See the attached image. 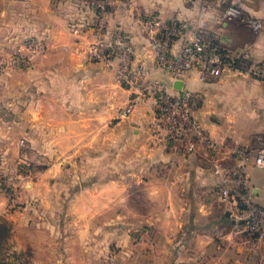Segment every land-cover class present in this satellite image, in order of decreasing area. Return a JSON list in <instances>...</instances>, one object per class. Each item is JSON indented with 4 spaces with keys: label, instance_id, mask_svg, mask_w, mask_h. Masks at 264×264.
Returning a JSON list of instances; mask_svg holds the SVG:
<instances>
[{
    "label": "crops",
    "instance_id": "crops-1",
    "mask_svg": "<svg viewBox=\"0 0 264 264\" xmlns=\"http://www.w3.org/2000/svg\"><path fill=\"white\" fill-rule=\"evenodd\" d=\"M23 1L5 0L0 56L11 33L47 47L27 67L0 73V177L8 182L0 187V264H203L191 252L216 251L220 238L241 254L244 236L211 191L212 163L233 165L236 148L253 145L257 133L264 137V82L246 71L205 82L190 74L186 87L204 92L198 113L216 142L211 153H190L171 144L149 102L120 114L132 94L116 80L115 61L73 49L68 24L92 17L88 3L29 0L25 9ZM126 1L114 3L111 29L132 32L137 55L177 92L181 86L154 69L136 14L188 19L189 2ZM230 26L223 43L258 54L255 41L239 45L244 31ZM246 161L250 187L264 203V169L252 156ZM199 236L202 248L192 242Z\"/></svg>",
    "mask_w": 264,
    "mask_h": 264
},
{
    "label": "built area",
    "instance_id": "built-area-1",
    "mask_svg": "<svg viewBox=\"0 0 264 264\" xmlns=\"http://www.w3.org/2000/svg\"><path fill=\"white\" fill-rule=\"evenodd\" d=\"M213 5L218 11H213L216 8L207 0H198L192 9L200 11L201 17L195 23L177 15L164 18L156 11L136 14L139 32L145 49L152 55L154 69L166 72L172 81L182 82L175 93L164 80L153 75L146 60L137 55V38L133 33L118 31L108 39L98 37L86 48L89 59L115 61L116 80L131 91L132 97L120 114L128 115L135 105L149 102L157 124L164 127L171 144H179L190 153L197 152L198 148L208 153L216 149V142L198 113L204 92L186 87L190 74H194L197 81L205 82L221 78L230 70L246 71L255 78L262 77L264 82V57H253L245 47L231 48L217 41L232 23L245 26L253 33L264 31V0H216ZM98 7L102 18L104 5L98 4ZM203 16L211 17L213 26H209ZM176 40L182 43L174 51L172 45ZM75 46L81 48V41L75 39ZM254 141L249 147L236 148L233 165L213 161L217 179L211 188L215 198L226 206L235 232L242 234L244 242L253 246L264 244V203L256 200L250 187L246 161L252 156L255 166L264 169L263 135L257 133ZM21 163L26 173L28 164ZM6 184L7 179L0 177V187L5 188Z\"/></svg>",
    "mask_w": 264,
    "mask_h": 264
},
{
    "label": "rangeland",
    "instance_id": "rangeland-1",
    "mask_svg": "<svg viewBox=\"0 0 264 264\" xmlns=\"http://www.w3.org/2000/svg\"><path fill=\"white\" fill-rule=\"evenodd\" d=\"M118 1H126V0H82V3H88L90 10H92V17L88 20H76L74 22H70L68 24V30L67 33L71 37V42L73 43V49L77 51L78 53L84 52L85 56L86 54V48L89 42H94L98 39V37L108 39L113 33L118 32V31H124L126 33L132 34V32L116 28L115 30L111 29V24L110 21L113 17L111 14L114 12L113 7L114 3ZM127 0L126 2H128ZM200 2H204V0H199ZM210 2L211 6L216 8L213 4L216 3V0H207ZM133 2V0H132ZM198 0H191V3L189 2V7H190V15L188 17V20L191 22H194L195 19H198L200 16V11L197 12L192 9L194 4H197ZM98 4H103L104 5V15L100 16L99 13V7ZM7 5L5 3V0H0V12L4 10V7ZM31 5L29 3V0H24L23 1V8L27 9L28 6ZM219 8H216L213 11H218ZM3 12V16H4ZM20 16V15H19ZM206 18V20L209 23V26H212L213 20L208 17V16H203ZM202 17V18H203ZM8 20H11V15L8 17ZM210 20V21H209ZM241 28V30L244 31L243 39L242 42L239 43V45L245 44L247 41H255L254 47L257 49L258 54L255 55L256 58H263L264 56V31H260L258 33H253L250 31L248 28L245 26L242 27V25L232 23L229 28ZM245 27V28H244ZM77 30V31H75ZM93 30V31H92ZM91 31L92 33H89ZM225 31L222 33L224 34ZM12 41L7 42L6 40L4 41V46H3V51L4 54L0 56V73H2L7 67H27V62L31 61L33 58H36L39 54L43 53L46 50V45L44 42L37 38H30L27 40L22 41V37L17 35L16 33H11L9 36ZM75 39L81 41L82 47L76 48L75 46ZM7 42V45H6ZM24 52V53H23ZM23 54V55H22ZM88 57V56H87ZM249 77L255 78L253 75L249 74ZM259 81H261L262 77L255 78ZM263 81V80H262ZM261 81V82H262ZM215 197V196H214ZM202 235V234H201ZM223 236V235H222ZM216 241H220V249L216 251H203V250H197L195 249L194 251L191 252L190 256L192 259H196L199 261H202L203 264H248V256L250 254H255L256 255V261L252 262L250 264H254L257 262H260L263 259L264 256V248H259L254 249V247H258L261 245H264L263 243L257 244L255 246L251 244H247L245 249H242L240 252L241 254H238L237 251L235 252L232 249V246H229L226 240L224 239H217ZM192 242H196L199 244L200 248H202L205 244V238L203 236L196 237L195 240H192ZM199 242V243H198ZM252 247V249H249ZM203 253H202V252ZM206 254V255H205ZM262 255V256H261ZM216 261L214 263L213 261Z\"/></svg>",
    "mask_w": 264,
    "mask_h": 264
},
{
    "label": "water",
    "instance_id": "water-1",
    "mask_svg": "<svg viewBox=\"0 0 264 264\" xmlns=\"http://www.w3.org/2000/svg\"><path fill=\"white\" fill-rule=\"evenodd\" d=\"M174 85H175L176 88H179L182 85V82L179 81V80H176Z\"/></svg>",
    "mask_w": 264,
    "mask_h": 264
},
{
    "label": "trees",
    "instance_id": "trees-1",
    "mask_svg": "<svg viewBox=\"0 0 264 264\" xmlns=\"http://www.w3.org/2000/svg\"><path fill=\"white\" fill-rule=\"evenodd\" d=\"M221 36L222 35H219L218 37H217V41H220L221 43L223 42L222 40H221ZM223 44V43H222Z\"/></svg>",
    "mask_w": 264,
    "mask_h": 264
}]
</instances>
